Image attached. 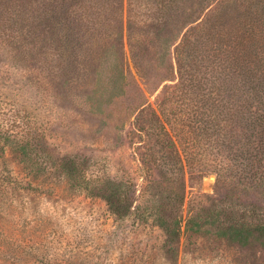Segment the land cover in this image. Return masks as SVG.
<instances>
[{
	"label": "trees",
	"instance_id": "16d2710c",
	"mask_svg": "<svg viewBox=\"0 0 264 264\" xmlns=\"http://www.w3.org/2000/svg\"><path fill=\"white\" fill-rule=\"evenodd\" d=\"M35 1L36 20L24 9L26 43L11 57L38 60L35 86L57 103L110 132L128 126L168 195L142 208L134 181L94 177L78 156L60 154L54 170L69 189L103 199L117 219L142 209L169 252L187 235L264 245V0H127V52L123 0ZM19 115L0 112V150L26 163L36 138L18 131ZM140 164L153 183L148 161ZM186 173L214 175L216 189L184 213Z\"/></svg>",
	"mask_w": 264,
	"mask_h": 264
},
{
	"label": "rangeland",
	"instance_id": "374dc122",
	"mask_svg": "<svg viewBox=\"0 0 264 264\" xmlns=\"http://www.w3.org/2000/svg\"><path fill=\"white\" fill-rule=\"evenodd\" d=\"M16 1L0 0V112L20 111L18 131L36 138L32 140L36 150L26 163L9 150H0V264H264L261 243L241 247L211 236L187 235L169 252L165 234L142 209L117 219L103 199L69 189L54 170L60 154L78 156L94 177L134 181L142 208L152 204L153 195L163 199L168 195L164 174L159 178L128 126L110 132L70 104L57 103L35 86L40 62L25 55L11 57L12 45L26 43L24 9H29L33 21L37 16L35 0H24L25 7H17ZM126 6L123 0L119 27L127 52ZM143 159L153 183L144 180ZM215 182L214 175L193 180L186 173L184 213L197 195L213 194ZM226 198L225 190L216 197L220 205ZM233 198L242 201L241 195Z\"/></svg>",
	"mask_w": 264,
	"mask_h": 264
},
{
	"label": "water",
	"instance_id": "95a60500",
	"mask_svg": "<svg viewBox=\"0 0 264 264\" xmlns=\"http://www.w3.org/2000/svg\"><path fill=\"white\" fill-rule=\"evenodd\" d=\"M206 180H207V179H206ZM210 180H215V178H214V177H211Z\"/></svg>",
	"mask_w": 264,
	"mask_h": 264
}]
</instances>
